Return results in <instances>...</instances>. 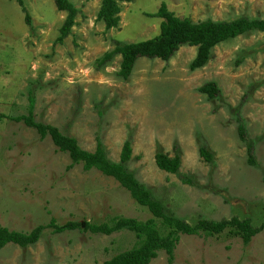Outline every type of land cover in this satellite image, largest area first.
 Here are the masks:
<instances>
[{
    "label": "rangeland",
    "instance_id": "1",
    "mask_svg": "<svg viewBox=\"0 0 264 264\" xmlns=\"http://www.w3.org/2000/svg\"><path fill=\"white\" fill-rule=\"evenodd\" d=\"M0 0V225L28 233L52 218L59 225L112 224L119 218L145 222L151 213L113 178L82 165L71 170L68 154L47 137L9 118L28 114L58 128L93 152L97 138L118 163L126 141L128 168L171 214L191 225L238 217L264 225V33L250 32L218 45L212 60L191 71L197 48L183 47L169 62L140 59L128 80L119 77L121 56L104 67L97 61L114 42L137 43L159 35L153 17L163 3L194 23L264 20V0H136L122 4L121 23L107 30L98 21L101 0H70L79 10L72 34L56 44L67 13L54 0ZM216 82L214 100L199 92ZM238 117L255 143L257 165L248 162L238 135ZM206 146L212 163L200 155ZM178 175L160 170L157 153L175 155ZM191 178L194 185L185 184ZM163 230L160 220L157 221ZM135 233L110 236L84 230L43 233L27 248L8 245L0 264H103L139 245ZM150 264H264V228L245 245L227 230L220 235H181L172 262L161 251Z\"/></svg>",
    "mask_w": 264,
    "mask_h": 264
},
{
    "label": "trees",
    "instance_id": "2",
    "mask_svg": "<svg viewBox=\"0 0 264 264\" xmlns=\"http://www.w3.org/2000/svg\"><path fill=\"white\" fill-rule=\"evenodd\" d=\"M135 1L101 0L98 21L102 22L107 30L118 28L121 23L122 4H132ZM17 3L25 14L26 24L31 26V17L23 0H17ZM54 3L59 12L67 13L66 20L60 29V36L56 40V44H63L72 34L79 10L70 0H54ZM152 16L161 20L158 36L131 44L115 41L114 49L99 59L97 66L102 68L112 62L116 56H121L122 61L118 75L123 80H128L140 59L169 62L181 48L191 47L197 48L196 57L190 65V70L196 71L204 68L212 60L213 50L218 45L250 32L264 33V20L262 19L241 17L231 21L215 22L206 20L194 23L190 19L178 18L168 9L165 3ZM199 92L207 96L208 100H214L220 95V89L216 82L206 83L199 88ZM34 109L35 99L31 96L29 98L28 114L9 119L34 129L42 140L49 137L60 152L69 155L72 161L68 167L69 170L77 165H82L85 172L96 170L104 176L116 180L123 189L130 193L137 204L147 208L152 218L145 222L131 218H119L114 220L111 225L106 223L101 225L86 223L82 225L78 222H67L64 225H59L56 219L52 218L47 225L37 226L28 233L12 231L0 225V250L11 244L27 248L38 243L47 230H51L55 234L72 230H84L105 236L120 231H129L136 234L140 241L139 245L103 264H150L161 251H164L169 256V261L172 262L181 235L197 236L207 234L215 236L230 230L235 235L240 236L245 245H248L264 228V225L256 228L250 219H240L238 217L221 221L201 219L194 225L189 224L171 214L163 203L145 185L138 181L135 174L129 170L128 163L133 155V146L130 140L124 143L120 161L116 163L108 158L99 138H97L95 151H86L80 147L75 138L65 135L58 128L36 122ZM238 124V135L246 146L248 162L251 166H256L255 143L250 138L246 124L241 117H238ZM200 155L207 163H212L214 160V154L206 146L200 148ZM155 162L157 167L166 173L174 175L180 173L182 158L177 148H175L174 156L167 153H157ZM182 181L185 184L194 185L191 178L182 177ZM158 220L161 221L163 230L158 226Z\"/></svg>",
    "mask_w": 264,
    "mask_h": 264
}]
</instances>
